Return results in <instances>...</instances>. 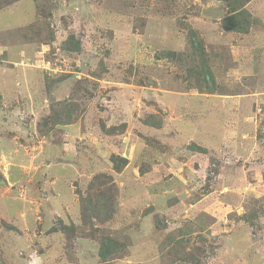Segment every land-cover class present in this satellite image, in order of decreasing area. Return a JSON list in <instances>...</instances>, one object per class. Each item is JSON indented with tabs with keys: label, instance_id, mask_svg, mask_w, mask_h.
Returning <instances> with one entry per match:
<instances>
[{
	"label": "rangeland",
	"instance_id": "rangeland-1",
	"mask_svg": "<svg viewBox=\"0 0 264 264\" xmlns=\"http://www.w3.org/2000/svg\"><path fill=\"white\" fill-rule=\"evenodd\" d=\"M0 9V264H264V0Z\"/></svg>",
	"mask_w": 264,
	"mask_h": 264
},
{
	"label": "trees",
	"instance_id": "trees-1",
	"mask_svg": "<svg viewBox=\"0 0 264 264\" xmlns=\"http://www.w3.org/2000/svg\"><path fill=\"white\" fill-rule=\"evenodd\" d=\"M222 2V4L228 6V10L226 15H224L222 19V26L226 32L236 33V34H248L250 30L256 25V18L252 16L248 9V5L250 0H217ZM1 11V9H0ZM191 33V41L193 44V49L197 52L201 50L203 44L196 38V32L194 29L190 30ZM66 50L70 51H80L81 45L80 42L76 40L75 35H70L69 39L66 41ZM205 53V51H204ZM203 53V54H204ZM163 57V55H162ZM160 59V56H159ZM202 72L204 75L210 74L211 71L207 69L206 64H201ZM68 116L71 117L72 113L69 110L67 112ZM148 125L154 126L156 128H160L161 125L158 122L148 121ZM191 150L206 153V149L197 146L196 144H192L190 147ZM113 161L115 162L116 171L120 172L123 167L128 163L125 158L121 156H114ZM110 201L109 198H106L102 205H106ZM123 245L113 240L109 237H104L101 239L100 248H99V256L103 261H108L112 259V257H116L120 252H122Z\"/></svg>",
	"mask_w": 264,
	"mask_h": 264
},
{
	"label": "crops",
	"instance_id": "crops-1",
	"mask_svg": "<svg viewBox=\"0 0 264 264\" xmlns=\"http://www.w3.org/2000/svg\"><path fill=\"white\" fill-rule=\"evenodd\" d=\"M245 64H248V62L246 61V63Z\"/></svg>",
	"mask_w": 264,
	"mask_h": 264
}]
</instances>
